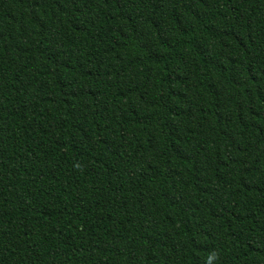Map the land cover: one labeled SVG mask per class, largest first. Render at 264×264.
I'll use <instances>...</instances> for the list:
<instances>
[{
    "label": "trees",
    "instance_id": "obj_1",
    "mask_svg": "<svg viewBox=\"0 0 264 264\" xmlns=\"http://www.w3.org/2000/svg\"><path fill=\"white\" fill-rule=\"evenodd\" d=\"M0 264H264V0H0Z\"/></svg>",
    "mask_w": 264,
    "mask_h": 264
}]
</instances>
